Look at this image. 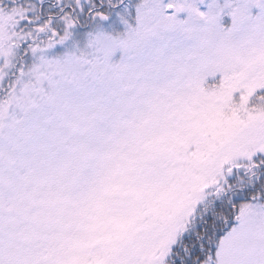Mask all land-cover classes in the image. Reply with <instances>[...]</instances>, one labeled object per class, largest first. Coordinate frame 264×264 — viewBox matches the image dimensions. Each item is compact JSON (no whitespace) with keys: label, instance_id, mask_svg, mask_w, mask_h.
I'll return each instance as SVG.
<instances>
[{"label":"snow or ice","instance_id":"obj_1","mask_svg":"<svg viewBox=\"0 0 264 264\" xmlns=\"http://www.w3.org/2000/svg\"><path fill=\"white\" fill-rule=\"evenodd\" d=\"M0 264H264V0H0Z\"/></svg>","mask_w":264,"mask_h":264}]
</instances>
